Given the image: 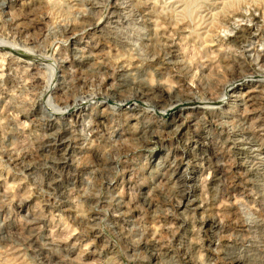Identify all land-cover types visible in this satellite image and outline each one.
<instances>
[{"label": "rangeland", "instance_id": "1", "mask_svg": "<svg viewBox=\"0 0 264 264\" xmlns=\"http://www.w3.org/2000/svg\"><path fill=\"white\" fill-rule=\"evenodd\" d=\"M0 41V264H264V0H0Z\"/></svg>", "mask_w": 264, "mask_h": 264}, {"label": "bare ground", "instance_id": "2", "mask_svg": "<svg viewBox=\"0 0 264 264\" xmlns=\"http://www.w3.org/2000/svg\"><path fill=\"white\" fill-rule=\"evenodd\" d=\"M249 34V31H248V29H244V30H242L241 32H240V38L242 39V38H244L246 35H248ZM238 39V38H237ZM1 42V41H0ZM1 46V45H0ZM13 48V47H12ZM18 51V50H17ZM16 51V52H17ZM20 51V50H19ZM22 51V50H21ZM10 52H15V51H13L12 49H11V51ZM15 52V53H16ZM24 52V51H23ZM25 53H27V52H25ZM17 55H19L18 53H16ZM28 54V53H27ZM30 54V53H29ZM24 56H26V55H24ZM22 57V56H21ZM34 57V56H33ZM35 58V57H34ZM30 60V59H29ZM32 60V59H31ZM33 61V60H32ZM42 61V60H41ZM53 66H55V65H53ZM56 67V66H55ZM52 69H55V68H53L52 67ZM53 72H55V71H53ZM54 78V77H53ZM51 84V83H50ZM49 85V84H48ZM228 92V91H227ZM223 95H225V94H223ZM222 95V99L224 98V96ZM226 96V95H225ZM222 99H219V100H222ZM225 100V99H224ZM135 101V100H134ZM137 101V100H136ZM223 100H222V104H223ZM203 103V102H202ZM201 103V104H202ZM210 103V102H209ZM214 103V102H213ZM187 105V104H186ZM174 107H177L180 111H184L185 109H183V107L182 106H180V105H178V104H176V105H173ZM214 107V106H213ZM174 110V109H173ZM215 172V171H214ZM219 173V172H218ZM217 175V174H216ZM215 178V177H214Z\"/></svg>", "mask_w": 264, "mask_h": 264}]
</instances>
